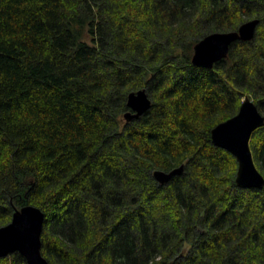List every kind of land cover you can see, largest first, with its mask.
I'll list each match as a JSON object with an SVG mask.
<instances>
[{"label": "trees", "instance_id": "trees-1", "mask_svg": "<svg viewBox=\"0 0 264 264\" xmlns=\"http://www.w3.org/2000/svg\"><path fill=\"white\" fill-rule=\"evenodd\" d=\"M256 18L193 64L201 38ZM246 96L264 111V0H0V226L41 208L49 264H264V187H239L212 140ZM250 146L264 175V125Z\"/></svg>", "mask_w": 264, "mask_h": 264}, {"label": "water", "instance_id": "water-1", "mask_svg": "<svg viewBox=\"0 0 264 264\" xmlns=\"http://www.w3.org/2000/svg\"><path fill=\"white\" fill-rule=\"evenodd\" d=\"M259 23L260 19L256 18L243 23L238 30L213 32L204 36L194 46L193 64L212 68L228 56L235 41L251 40ZM127 104L131 110L125 112L124 117L129 122L147 112L152 106V100L143 88L131 91ZM263 125L264 114L258 104L247 96L234 116L212 129L214 144L233 154L238 161L236 181L241 188L264 187V175L255 163L250 146L254 131ZM183 170V165L170 172L155 170L154 177L159 183L165 184ZM45 217V212L35 205H26L16 210L11 221L0 226V257L19 252L27 264H49L42 254Z\"/></svg>", "mask_w": 264, "mask_h": 264}, {"label": "snow or ice", "instance_id": "snow-or-ice-1", "mask_svg": "<svg viewBox=\"0 0 264 264\" xmlns=\"http://www.w3.org/2000/svg\"><path fill=\"white\" fill-rule=\"evenodd\" d=\"M236 2H237L238 4H240L241 6H243L244 4L249 3L250 0H236ZM241 10H243V8H242Z\"/></svg>", "mask_w": 264, "mask_h": 264}, {"label": "rangeland", "instance_id": "rangeland-1", "mask_svg": "<svg viewBox=\"0 0 264 264\" xmlns=\"http://www.w3.org/2000/svg\"><path fill=\"white\" fill-rule=\"evenodd\" d=\"M250 98H253V97H250ZM253 100H254V98H253ZM263 112H264V111H263ZM263 112H262V113H263ZM15 253H17V252H15Z\"/></svg>", "mask_w": 264, "mask_h": 264}, {"label": "bare ground", "instance_id": "bare-ground-1", "mask_svg": "<svg viewBox=\"0 0 264 264\" xmlns=\"http://www.w3.org/2000/svg\"><path fill=\"white\" fill-rule=\"evenodd\" d=\"M247 22V21H246ZM245 23V22H244ZM148 93V92H147Z\"/></svg>", "mask_w": 264, "mask_h": 264}]
</instances>
